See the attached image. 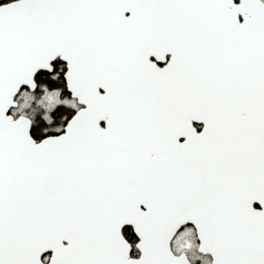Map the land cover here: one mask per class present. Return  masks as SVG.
Returning <instances> with one entry per match:
<instances>
[{
	"label": "snow or ice",
	"instance_id": "obj_1",
	"mask_svg": "<svg viewBox=\"0 0 264 264\" xmlns=\"http://www.w3.org/2000/svg\"><path fill=\"white\" fill-rule=\"evenodd\" d=\"M0 264H264V0H0Z\"/></svg>",
	"mask_w": 264,
	"mask_h": 264
}]
</instances>
